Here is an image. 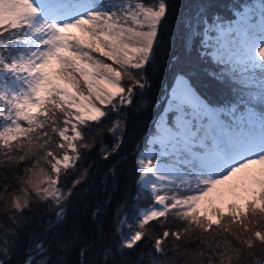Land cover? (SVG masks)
<instances>
[{
	"label": "snow or ice",
	"instance_id": "1",
	"mask_svg": "<svg viewBox=\"0 0 264 264\" xmlns=\"http://www.w3.org/2000/svg\"><path fill=\"white\" fill-rule=\"evenodd\" d=\"M174 9L175 0H0V203L14 225L0 264L26 212L54 215L47 233L64 225L78 188L88 193L98 177L101 191L120 190L113 157ZM193 20L196 54L219 69L204 70L230 85L231 97L209 102L191 83L194 71L176 74L147 149L133 148V199L150 203L127 235L119 227L126 217L117 221L114 254L154 240L152 264H264V0L227 20L203 2L190 27ZM25 251L22 264H48L43 238Z\"/></svg>",
	"mask_w": 264,
	"mask_h": 264
},
{
	"label": "trees",
	"instance_id": "2",
	"mask_svg": "<svg viewBox=\"0 0 264 264\" xmlns=\"http://www.w3.org/2000/svg\"><path fill=\"white\" fill-rule=\"evenodd\" d=\"M251 0H175V9L164 24L158 37L159 42L155 46V59L147 66V80L149 87L142 93L136 95L135 105L129 109V136L120 153L113 157L120 161L121 183L120 190L113 191L111 186L101 191L102 185L97 177L90 181L88 193H81L77 189V195L73 196L67 207V219L64 225L54 227L47 233L45 229L52 224L56 217L46 212L43 207L34 212H26L28 222L21 229L19 242L11 248L8 256L2 257L5 264H22L25 261L26 247H29L32 240L44 239L45 245L49 248L50 258L48 264H112L114 259H122L123 264H152L157 254L153 247L154 240L138 242L132 250L125 249L120 257L114 254V244L122 239L120 233H116L117 221L125 218V223L119 225L121 233L127 235L130 231L129 223L135 222L139 206L146 202L145 197L133 199L138 191L133 182L135 175L131 170L133 148L147 132L154 127V116L158 112V105L167 86L171 84L174 76L178 73L193 72L190 77L193 87L209 102L217 103L231 97L227 83H220L207 74L208 69L219 71L210 62L200 60L197 50L200 47L199 36L193 37L191 33L199 30L193 20L191 27L188 18L194 16L197 7L203 2H210L216 14L222 18L231 17L232 13L242 5ZM191 45L187 50L186 45ZM173 57H177L174 61ZM147 131V132H146ZM142 143H140L141 146ZM121 157L124 159L121 160ZM107 165L102 168L106 170ZM71 178H69L70 183ZM126 192V206L117 211L121 203V197ZM105 201H108L105 203ZM99 205V215L94 219L93 210ZM135 224V223H134ZM75 225L76 227H72ZM98 225L100 227H98ZM14 225L3 211L0 203V249L4 248L6 241L11 240L10 233ZM100 228H103V235ZM31 236V240L29 237ZM101 239L107 241L105 249L101 248ZM170 246V241H166ZM35 259H42L35 255ZM45 253V255H49Z\"/></svg>",
	"mask_w": 264,
	"mask_h": 264
},
{
	"label": "rangeland",
	"instance_id": "3",
	"mask_svg": "<svg viewBox=\"0 0 264 264\" xmlns=\"http://www.w3.org/2000/svg\"><path fill=\"white\" fill-rule=\"evenodd\" d=\"M134 2H139V0H134ZM253 2H254V0H251L249 3H253ZM249 3H247V4H249ZM224 19L227 20L228 18H224ZM175 76H174L171 84L167 86V89L165 91V94L162 95L159 103H156V107L158 105V108L159 109H158V112H156V114L154 116V120L159 116L160 113H162L164 111L165 105L167 103V101H166V95H167L168 92H170L172 86L174 85ZM153 129H154V127L152 128V131H153ZM152 131L149 132V133L146 131L147 134L139 141V144L142 143L141 146H140V150L141 151H145L147 149V138L151 135ZM135 155H136V153L133 152V156H135ZM149 203H150V200L149 199H146V202L143 205L139 206L138 210H140L142 208H147V206H148ZM134 223H129V225L134 226Z\"/></svg>",
	"mask_w": 264,
	"mask_h": 264
}]
</instances>
